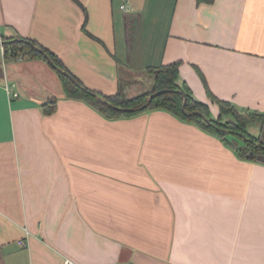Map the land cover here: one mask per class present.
<instances>
[{
    "label": "crops",
    "instance_id": "0c3cea01",
    "mask_svg": "<svg viewBox=\"0 0 264 264\" xmlns=\"http://www.w3.org/2000/svg\"><path fill=\"white\" fill-rule=\"evenodd\" d=\"M0 35L103 95H138L134 74L153 85L147 67L179 62L213 119L204 82L264 111V0H0ZM2 53L0 264H264V164L162 110L108 120L46 61Z\"/></svg>",
    "mask_w": 264,
    "mask_h": 264
},
{
    "label": "trees",
    "instance_id": "16d2710c",
    "mask_svg": "<svg viewBox=\"0 0 264 264\" xmlns=\"http://www.w3.org/2000/svg\"><path fill=\"white\" fill-rule=\"evenodd\" d=\"M212 2L213 0H197V3ZM16 38L33 43L35 47L41 48L48 55L56 68L49 66L58 74L66 98L86 103L106 119H129L148 111L162 110L183 122L192 123L202 130L218 136L226 141V144L237 153L239 158L264 164V111L237 109L231 102L215 97L204 82L207 96L219 109L218 117L213 119L208 105L195 99L186 84L178 82L179 62L147 67V70L154 75L153 85L138 95L126 96L123 83L118 84L115 94L103 95L87 88L67 70L56 55L31 39L19 35L13 37L0 35V41L3 42L0 47L4 59L37 58L47 62L44 54L39 53L29 43L15 41ZM159 90L165 92L155 95L148 107L141 109L140 107L148 100L149 96ZM184 98L186 102L185 111L183 112ZM105 102L110 103L112 106H108ZM54 109V99L42 105V111L45 115L51 114ZM202 115L208 118L209 122ZM254 122L259 123V134L257 136L249 134L247 130L248 125ZM227 136H231L232 139L227 141ZM239 140L243 142L241 145L237 142ZM249 152H252V156L247 159L246 155Z\"/></svg>",
    "mask_w": 264,
    "mask_h": 264
},
{
    "label": "water",
    "instance_id": "95a60500",
    "mask_svg": "<svg viewBox=\"0 0 264 264\" xmlns=\"http://www.w3.org/2000/svg\"><path fill=\"white\" fill-rule=\"evenodd\" d=\"M14 40H15V41H18V42H26V43H29V44H30L33 48H35L39 53L44 54V56H45V58H46V60H47V62H48V65H51L52 67L54 66V67L56 68V66L53 64L52 60L48 57L47 54L44 53V51H43L41 48H39V47H35L33 43H31V42H29V41H27V40H23V39H19V38H16V39H14ZM2 44H3V42L0 41V45H2ZM163 92H165V91H164V90H159V91H156L155 93L151 94V95L149 96L148 100H147V101H146V102H145L140 108H141V109H144V108L148 107V105H149L151 99H152L155 95L161 94V93H163ZM185 102H186V100H185V98H184V100H183V104H182V110H183V112L185 111ZM105 103H106L108 106H112L110 103H107V102H105ZM202 117H203L207 122H209V119H208V118H206V117L203 116V115H202ZM251 156H252V152H249V153L246 155V158H247V159H250Z\"/></svg>",
    "mask_w": 264,
    "mask_h": 264
},
{
    "label": "rangeland",
    "instance_id": "374dc122",
    "mask_svg": "<svg viewBox=\"0 0 264 264\" xmlns=\"http://www.w3.org/2000/svg\"><path fill=\"white\" fill-rule=\"evenodd\" d=\"M48 67V66H47ZM50 67V66H49ZM48 67V68H49ZM51 68V67H50ZM147 73H144V74H140V73H137V75L136 74H134V76H136V77H134V78H137V76L139 77V79L142 81V83H140V84H142V88H144L145 90H147V89H149L152 85H145L146 84V80H147ZM137 79H135L134 81H136ZM134 90V89H133ZM139 90V89H138ZM134 92H136V93H138L139 91H137V89H135V91ZM247 130H248V133L249 134H251V135H253V136H257L258 134H259V123L258 122H254V123H251L250 125H248V128H247ZM227 139L228 140H231L232 139V137L231 136H227ZM240 145H241V143H243L241 140H239V141H237Z\"/></svg>",
    "mask_w": 264,
    "mask_h": 264
},
{
    "label": "built area",
    "instance_id": "2783aa9c",
    "mask_svg": "<svg viewBox=\"0 0 264 264\" xmlns=\"http://www.w3.org/2000/svg\"><path fill=\"white\" fill-rule=\"evenodd\" d=\"M122 8H124V6H122ZM1 50H2V48H1ZM19 58H20V57H18V59H19ZM7 91H8L9 94L11 93V94L14 95V93H12V91H10L8 88H7ZM18 245L21 246V247H23V246L26 245V241H24V240H19V241H18ZM62 264H75V263H73L70 259L66 258V259L63 260Z\"/></svg>",
    "mask_w": 264,
    "mask_h": 264
}]
</instances>
